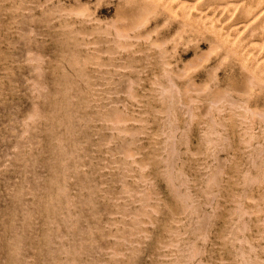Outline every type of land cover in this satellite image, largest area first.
<instances>
[{"label": "rangeland", "instance_id": "1", "mask_svg": "<svg viewBox=\"0 0 264 264\" xmlns=\"http://www.w3.org/2000/svg\"><path fill=\"white\" fill-rule=\"evenodd\" d=\"M0 264H264V0H0Z\"/></svg>", "mask_w": 264, "mask_h": 264}]
</instances>
